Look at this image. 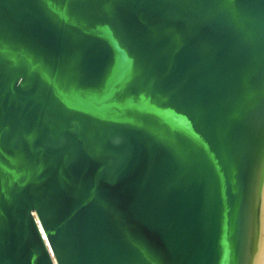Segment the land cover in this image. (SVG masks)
Listing matches in <instances>:
<instances>
[{"label": "water", "instance_id": "obj_1", "mask_svg": "<svg viewBox=\"0 0 264 264\" xmlns=\"http://www.w3.org/2000/svg\"><path fill=\"white\" fill-rule=\"evenodd\" d=\"M0 264H264V0H0Z\"/></svg>", "mask_w": 264, "mask_h": 264}]
</instances>
